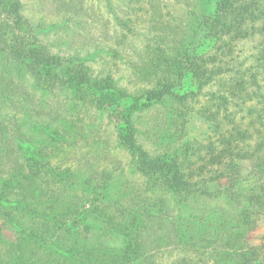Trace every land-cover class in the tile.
Masks as SVG:
<instances>
[{
    "label": "rangeland",
    "instance_id": "obj_1",
    "mask_svg": "<svg viewBox=\"0 0 264 264\" xmlns=\"http://www.w3.org/2000/svg\"><path fill=\"white\" fill-rule=\"evenodd\" d=\"M13 1H9L11 10L0 6V18L8 16L19 1L25 25L32 32L30 42L70 57L77 64L76 72L82 69L90 77L111 76L114 88L125 90L130 99L152 88L154 80L162 77L161 62L175 57V53H162V47L181 38L190 41V20L181 6L188 3L201 11L208 0ZM113 18L133 23L121 24L122 28ZM240 44L227 38L223 45L234 46L233 55L241 50L247 55L257 42ZM218 47L222 46L209 43L204 59L218 57L222 51ZM56 70L43 78L31 69L33 82L23 67L0 53V189L10 168L20 163L15 142L35 145L36 152L44 155L41 161H47L56 174L71 169L68 185L57 183L56 194L63 195L64 201L55 206L60 212L67 208L80 211L86 224L79 233L102 241L104 246L97 247L100 256L132 252L147 259V264H264V146L242 162L231 197L227 194L230 186L220 181L211 185L223 193L218 200L182 206L170 198L166 204L146 206L136 219L124 222L118 209L123 180H127L124 191L130 194L144 193L154 185L131 176L128 155L116 138L122 109L104 110L91 94L94 88L90 85L79 86L76 93L71 87L66 89L64 69ZM187 100L166 99L142 107L130 120L140 126L141 141L150 151H174L187 171L205 172L217 167L210 162L219 142L212 121L204 124L200 115L214 112L215 107L201 97ZM261 138L262 134L256 133L253 145ZM108 186L109 203L77 201L79 195L90 201ZM53 255L51 250L44 254L36 245L19 243L10 224L0 216V264H52L47 261L54 259ZM100 256L91 264L106 260Z\"/></svg>",
    "mask_w": 264,
    "mask_h": 264
},
{
    "label": "trees",
    "instance_id": "obj_2",
    "mask_svg": "<svg viewBox=\"0 0 264 264\" xmlns=\"http://www.w3.org/2000/svg\"><path fill=\"white\" fill-rule=\"evenodd\" d=\"M9 1L0 0V6L10 9L12 4ZM19 4L16 1L12 12L0 18V53L8 54L13 62L23 67L33 82L36 80L31 69L47 78L56 74L57 68H63L66 89L71 87L72 92L76 93L79 86L90 85L94 88L91 94L104 110L122 109V124L116 138L128 155L131 176L137 182L142 181L150 187L154 185L144 193L132 191L130 194L124 191L127 180H123L118 209L124 222L136 219L146 206L157 202L166 204L170 198L182 206L189 202L218 200L223 193L211 185L220 181L230 186L227 193L230 197L234 194L232 187L238 182L242 162L250 160L264 146V0H208L201 11L188 3L181 6L183 10L174 7L175 11L182 10L183 15L189 17L190 41L181 38L172 42L171 48L167 45L162 47V53H175V57L161 62L162 77L154 80L152 88L130 99L125 90L114 88L111 76L90 77L82 69L76 72L77 64L70 57L53 54L30 42L32 32L25 25ZM113 20L120 27L121 24L133 23L131 19L123 22ZM127 33L132 34L129 29ZM123 36L126 37V34ZM225 38H232L242 47L247 41L257 44L247 51V55L242 50L233 55L235 47L224 46ZM212 42L222 46L218 47V51H222L218 57L204 59L205 48ZM197 47L199 49L196 51ZM195 97H201L215 107L214 112L206 111L200 115L204 124L212 121L219 142L210 162V165L217 167L205 172L194 169L187 171L179 154L174 151L163 148V151H150L141 141L143 133L140 126L137 128L130 120L133 112L140 111L142 107L162 104L166 99L187 102V99ZM256 133L262 134V138L254 141L253 145ZM51 135L54 136V133ZM14 146H17L20 154V163L10 168L4 187L0 189V216L10 224L18 242L36 245L44 254L51 250L54 259L47 262L51 261L52 264L97 262L100 256L97 247L104 244L100 240L81 237L79 229L86 223L82 221L80 211L67 208L60 212L55 206V203L64 201L63 195L60 197L56 194L57 183L67 186L71 169L56 174L55 168L49 166L47 161H41L44 155L36 152L35 145L22 146L16 141ZM121 174L125 178L123 170ZM77 197L81 204L109 203L110 187L95 193L90 201L85 195ZM103 256L100 257L103 259ZM110 256H106V260L100 261V264H112L113 261L147 264V259L137 258L132 252ZM123 256L125 259L121 262Z\"/></svg>",
    "mask_w": 264,
    "mask_h": 264
}]
</instances>
